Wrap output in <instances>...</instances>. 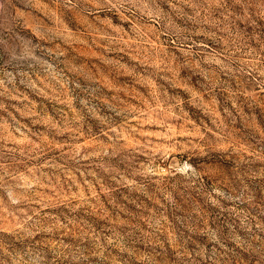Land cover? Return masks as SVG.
<instances>
[{
	"label": "rangeland",
	"instance_id": "rangeland-1",
	"mask_svg": "<svg viewBox=\"0 0 264 264\" xmlns=\"http://www.w3.org/2000/svg\"><path fill=\"white\" fill-rule=\"evenodd\" d=\"M0 264H264V0H0Z\"/></svg>",
	"mask_w": 264,
	"mask_h": 264
}]
</instances>
